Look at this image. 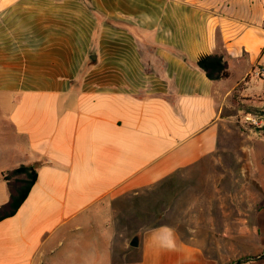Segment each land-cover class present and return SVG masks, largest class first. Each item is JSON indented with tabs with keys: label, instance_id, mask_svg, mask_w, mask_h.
Instances as JSON below:
<instances>
[{
	"label": "crops",
	"instance_id": "obj_1",
	"mask_svg": "<svg viewBox=\"0 0 264 264\" xmlns=\"http://www.w3.org/2000/svg\"><path fill=\"white\" fill-rule=\"evenodd\" d=\"M258 66L264 0H0V173L36 165L0 264H264Z\"/></svg>",
	"mask_w": 264,
	"mask_h": 264
},
{
	"label": "trees",
	"instance_id": "obj_2",
	"mask_svg": "<svg viewBox=\"0 0 264 264\" xmlns=\"http://www.w3.org/2000/svg\"><path fill=\"white\" fill-rule=\"evenodd\" d=\"M86 3V0H84ZM196 66L201 69L210 80H218L227 76L226 64L221 55L211 54L201 57ZM35 164H20L8 170L3 180L8 187V200L0 206V220L11 216L25 199L29 188L36 179Z\"/></svg>",
	"mask_w": 264,
	"mask_h": 264
},
{
	"label": "rangeland",
	"instance_id": "obj_3",
	"mask_svg": "<svg viewBox=\"0 0 264 264\" xmlns=\"http://www.w3.org/2000/svg\"><path fill=\"white\" fill-rule=\"evenodd\" d=\"M255 69H258V71L260 73H262V75H263V76H261L260 73H259V75H253L256 79H258V81L256 83L257 84L256 88L258 90H261V89L264 88V69H263V67H260V66H258ZM263 98H264V93L260 94L258 97L257 96L252 97L253 100H258V101L262 100ZM0 112H2L1 108H0ZM0 115H1V113H0ZM241 116H242L244 124H248V127L261 128L264 125V109L263 108H258L257 110H255V111H253L252 113H249V114L242 113ZM246 118H250V119L254 120L256 122V124H255V122H251V121L246 120ZM3 119H4L3 117H0V165H1V163L8 164V163H11V162H18L19 160H22V157H20V159H19V158H12L11 156L7 155L6 150H5L6 146H7L6 143L4 144V147H1L2 146L1 143H4V139H2V138L5 136V134L2 133L3 129L1 128V126L6 125V124L2 125L1 120H3ZM249 123H251V125ZM7 171H4V172L0 173V178L3 179L4 175H5V173ZM167 184H169V183H167ZM177 190H180V188H177V183L173 182L172 192L174 194H176ZM7 192H8V188H7L6 182L5 181H1L0 182V204L4 203L6 201V199L8 198L7 197ZM170 194H171V192H170ZM181 200H182L181 198L179 200H176V199L174 200L175 201V207L181 208V206H182V201ZM132 210L133 209H131V212H132ZM131 212L128 211L126 213V215L123 216V218L124 217H126V218L123 219L122 222H121L122 218H119L116 222L119 223V224H125V225L126 224H130V225H132V219L131 218L133 216V213H131ZM90 246H92L90 241H88V240L83 241V243H82V249L83 250H87L89 252ZM77 253L80 254V255H84L85 254L84 251H77Z\"/></svg>",
	"mask_w": 264,
	"mask_h": 264
},
{
	"label": "clouds",
	"instance_id": "obj_4",
	"mask_svg": "<svg viewBox=\"0 0 264 264\" xmlns=\"http://www.w3.org/2000/svg\"><path fill=\"white\" fill-rule=\"evenodd\" d=\"M152 239L157 247L167 251H173L177 247V236L175 229L162 225L160 228L152 230Z\"/></svg>",
	"mask_w": 264,
	"mask_h": 264
},
{
	"label": "built area",
	"instance_id": "obj_5",
	"mask_svg": "<svg viewBox=\"0 0 264 264\" xmlns=\"http://www.w3.org/2000/svg\"><path fill=\"white\" fill-rule=\"evenodd\" d=\"M259 71H258V69H254L253 71H252V75H259ZM260 75L261 76H263L262 75V73H260ZM246 120H248V121H251V122H255L254 120H252V119H250V118H246ZM250 125H251V123H249ZM255 124H256V122H255Z\"/></svg>",
	"mask_w": 264,
	"mask_h": 264
},
{
	"label": "water",
	"instance_id": "obj_6",
	"mask_svg": "<svg viewBox=\"0 0 264 264\" xmlns=\"http://www.w3.org/2000/svg\"><path fill=\"white\" fill-rule=\"evenodd\" d=\"M130 245L132 246H136L137 245V239L136 238H133L130 242Z\"/></svg>",
	"mask_w": 264,
	"mask_h": 264
}]
</instances>
